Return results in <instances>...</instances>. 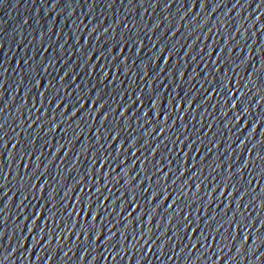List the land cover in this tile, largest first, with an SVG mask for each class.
<instances>
[{
    "label": "water",
    "instance_id": "1",
    "mask_svg": "<svg viewBox=\"0 0 264 264\" xmlns=\"http://www.w3.org/2000/svg\"><path fill=\"white\" fill-rule=\"evenodd\" d=\"M246 3L207 0L203 9L200 0L0 2V123L5 125L0 136L7 133L8 141L6 149L0 146V184L6 185L0 188V264H264V161L257 158L264 155V5ZM122 37L142 40L139 52L117 48ZM179 71L184 75L172 76ZM149 95L157 115L153 119L150 111L152 123L145 124L140 116L151 108ZM136 96L143 103L136 101L122 118L120 111ZM76 107L80 113L69 120ZM53 116L60 127L49 130ZM111 128L120 132L115 141L107 135ZM129 136L131 149L124 147ZM144 139L148 145L141 147ZM244 161L252 163L243 179L239 174L229 179ZM157 164L163 171L148 181L140 168L151 175ZM220 164L232 169L225 172ZM102 175L110 181L104 189L108 199L101 197L96 227L102 235L93 243L94 236L86 240L87 233H81L82 217L69 219L60 204L79 212L84 185L77 181L98 184ZM126 181L139 185L137 205L128 203ZM230 184L241 191L225 187ZM153 187L167 188L157 208L160 197L151 195ZM245 188L248 194L239 199ZM173 198L178 204L165 211ZM93 201L100 202L93 196L83 205L85 219L88 211L98 214ZM141 212L145 215L136 222ZM141 233L152 240L144 244Z\"/></svg>",
    "mask_w": 264,
    "mask_h": 264
},
{
    "label": "snow or ice",
    "instance_id": "2",
    "mask_svg": "<svg viewBox=\"0 0 264 264\" xmlns=\"http://www.w3.org/2000/svg\"><path fill=\"white\" fill-rule=\"evenodd\" d=\"M0 2H2V0H0ZM237 2L239 3V0H237ZM250 3H251V0H248V3H246L245 5L248 6V4H250ZM260 4H261V5H264V0H260ZM171 6H172L171 3H166V4H165V7H166V8H170ZM195 6H196V4H195ZM206 6H207V0H200L199 7L204 9ZM220 6H221V5L217 4V7H220ZM53 7H55V4L53 5ZM234 7H235V5H234ZM257 19H259V18H257ZM157 26H158V25H157ZM261 30L264 31V28H262ZM237 31H239V29H237ZM108 32H109V30H108L107 28H105L103 33L107 36ZM173 35H175V32L173 33ZM112 39L115 40V37L113 36ZM177 43H178V42H177ZM141 44H143V41H142V40H135V41H133V40L131 39V37H129V39L125 40V39H123V37H122L120 40H117V41H116L115 46H116L117 48H120L121 45H123L124 48H125V47H136V48H137V53H138V52H139V48H138L137 46H138V45H141ZM173 46H174V45H173ZM164 51H165L164 48H163V49H160V50H159V55L156 56V54H155L154 56H156L157 59H160V56H162V55L164 54ZM223 51H224V49H221V52H223ZM200 52H203V49H201ZM170 54H171V53H170ZM199 54H200V53L198 52L197 55H199ZM211 54H212L211 52L208 53L209 56H211ZM195 58H196L195 56L192 57L193 60H195ZM115 59H116V60L119 59L120 63H122V61H121V59H120L119 56L115 57ZM133 63H135L134 60H133ZM224 63H225V62H224ZM244 63H246V61H244ZM32 71H33V72H36V69H32ZM163 71H164V70H163ZM213 71H214V72H215V71H220V72H221V67H214ZM43 72H47V68H44V69H43ZM221 74H222L224 77H227V73H226V72L221 73ZM65 75H67V73H65ZM174 75L183 76L184 73H182V72L179 71L178 73H176V72L172 73V76H174ZM34 78H35V77H34ZM61 78H63V77H61ZM217 80H218V84H219V85H223V80H220L219 78H217ZM229 83H230V80H229ZM209 85H210L209 87H211V82H209ZM201 86L203 87V85H201ZM213 90L215 91V88H213ZM29 91H31V89H29ZM57 94H58V92H57ZM40 95L43 96V93H40ZM241 95H243V94H241ZM231 96H232L231 89L228 88V99H231ZM54 98H55V97H54ZM89 99H91V98L89 97ZM136 101H139L140 104L143 103V101L140 100V97H139V96H136L135 101H132V105L127 106V108L124 106V107L122 108V110L120 111V116H121L122 118L125 116V111H129V110L133 107V104L136 103ZM148 101H149V103H150V105H151L150 110H149L148 112H146V113H141V116H140V119H142V120L144 121L145 124H151V123H152V120L149 119V112H150V111H151V113H152V118H153V119H156V115H157L154 111H152V109L156 107V100L153 99L151 95H149V96H148ZM225 102H227V101H225ZM50 103H51V101H50ZM60 103H62V100L60 101ZM60 103H57V104H56V107H60ZM76 103L79 104V100H77ZM96 104H99V108H102V107H103V105L100 103V101H96ZM33 107H35V104H33ZM75 109H76V111H72V112H71V115L68 117L69 120H71V119L77 117L78 113H80V110H79L78 107H76ZM231 109H232V110H236V109H237V103H233V104L231 105ZM176 110L179 111L178 106H177ZM3 111H4V109H3V108H0V113H2ZM137 111H139V109H137L136 111H133V112H132V116H136ZM61 115H63V113H61ZM164 115H165V113H163V112L161 111L160 116H164ZM223 115H227V113H223ZM243 115H245V116H248V115H249V112H248V109H247V108H244ZM93 118H94V117H93ZM80 119H83V116H81ZM168 119H169V116H168ZM106 120H107V115H105V116L103 117V119H102V121H101V127H103V125L105 124L104 121H106ZM157 120H158V119H157ZM237 122H239V120H237ZM62 123H63V121H62ZM124 123H125V126H126L125 129H127V128L129 127L128 121L125 120ZM160 124H161V121H160ZM49 125H50V126H49V130H52V129H54V128H59V127H60V125L57 124V123L55 122V117H54V116L51 118V121L49 122ZM4 126H5V125H4L3 123H0V129H3ZM167 126H168V127H171V125H167ZM29 127H31V125H29ZM41 127H42V125H41ZM160 130H161V132H163V131H164V128L161 127ZM98 131H99V130H98ZM155 131H156V127H153V128L151 129V132H155ZM253 131H255V127L253 128ZM150 134H151V133H144V137H147V136L150 135ZM107 135H110L114 141L117 140L118 138H120V132L117 131V130L114 129V128H111V129L108 131ZM250 135H251V134H250ZM262 135H264V133H262ZM5 136H7V133H5V135L0 136V142H2V143H0V146L4 147V148L6 149L7 146H8V141L5 140ZM131 138H132V136H129L128 138H124V147H125V145H127V146H128V149H131V147L129 146V139H131ZM105 139H107V136H105ZM179 139H180V138L177 137V140H179ZM233 142H234V141H233ZM33 143H34V142H33ZM96 143H99V139H97ZM173 143H175V142H173ZM193 143H195V142L193 141ZM241 143L243 144V142H241ZM138 144H140V141L137 142V144H136V150H137V151H140V147H137ZM181 144H183V141H180V145H181ZM147 145H148V141H147L146 139H144V142H143V144H141V147H146ZM109 146H111V145L109 144ZM189 146H190V145H188V147H189ZM15 147H16V144H13V148H15ZM124 147H123V148H124ZM159 147H160V144H157V145L155 146V148L152 149V151H151L150 154L155 153L156 150H157ZM253 147H255V145H254ZM116 150H117V149H116ZM0 155H2V153H0ZM28 155H29V157H30V154H28ZM132 155L135 156V155H136V152H132ZM30 158H31V157H30ZM103 158H104V156H100V157H99V164H100V161H101ZM257 158H258L259 160H261V161H264V155H260V154H258V155H257ZM93 159H94L95 161H97V156H96V155H93ZM145 159H147V158H145ZM120 163H121V164H125V161H124V160H121ZM133 163H135V161H134ZM249 163H252V161H251V162H249V161H244L243 164H241L240 167L237 168L235 172H229V170L232 169V165H231V164H228L227 167H225L224 164H220L219 167H221L225 172H229V177H228L229 179H231L232 176L237 175V174H239V175H240V178L243 179V172H244L245 169H248V168H249ZM140 164L143 165V164H144V161H141ZM37 167H38V166H37ZM93 167H95V165H94ZM101 167H102V165H101ZM125 168H126V167H125ZM133 168H134V167H133ZM169 170L171 171V169H169ZM162 171H163V170L159 167L158 164L156 165V171H155L154 173H152L151 175H149V174L147 173L146 169H144L143 167L140 168V173H141V172H144L145 179H147L148 181H151V180H152V175H155V176H156V175H157V172H162ZM202 171H203V169H201V172H202ZM213 171H215V169H213ZM124 172H125V169H124ZM33 175H35V173H34ZM95 176H96V173H93V179H95ZM4 179L6 180V179H7V176H5ZM158 181H159V179H157V181H156L157 184H158ZM109 182H110V181L108 180L107 176H104V175L101 176V182L98 183V184H97V183H91V181H89V180H88L87 182H85V179H84L83 183H81V181H77V183H76L77 186H79V185H81V184L84 185V187H80V189H79V193H83V194H84V198H82V199L80 200V203H81L82 207H81V210H80L79 212L76 211L75 207L72 208L71 211H70L69 208H68V206H66L63 202H61V204H60V210H61L62 212H64V213L69 217V219H71V218L73 217V214H75L76 216H81V217H82V219L84 220V224H83V226L81 227V233H82V234H83V233H87V236L85 237L86 240L88 239V237H90V236H94L93 243H94L95 241L101 239L102 229H97V227H96V222H97L98 218H100V215H101V213L99 212V209H101V208L104 207V204H103V202H102V200H101V197H103V200H107V199H108V196H105V195H104V189H106V188L108 187V183H109ZM140 183L143 184V181H140ZM89 184H91V187H89V190L87 191V193H85V185H89ZM248 184H249V185L251 184V180L248 181ZM125 185L130 186V188H128V187L125 188V190H127V195H128V197H129L128 203H129V204H132V205H137V204H136V195H135V192H136V189H137V187H138L139 185H137V187H131V181H126V182H125ZM125 185H124V186H125ZM182 185H183V184H182ZM5 186H6V185H4V184H0V188H4ZM77 186H76V187H77ZM225 187H231L232 189H235L236 193H238V192L241 191V188L237 187L236 184L225 185ZM23 188H24V185L22 186V189H23ZM93 188L95 189V191H92ZM217 188H219V186H217ZM128 189H130V190H128ZM148 189H149V186H148L147 188H145L143 192H140V193H141L142 195H143V194H146V193L148 192ZM41 190H42V189H41ZM68 190H71V191H73V193H74L75 190H76V188H75V189H67V190L65 191V193H64V196H65V197H68ZM53 191H54V190H53ZM164 192H167V188H164L162 191H158V190H156L155 187H153V191H152L151 195H155V198H156V199H157V197H160V199H159V203L156 205V208L159 207V204H160V202H161V200H162V197L164 196ZM181 192H183V188H182V187H181ZM96 193H99V195H96ZM221 194H223V193H221ZM229 194H230V193H229ZM247 194H248V189L245 188V189L243 190V193H242L241 195H239V199H242V198H243V195H247ZM4 195L7 196V192H4ZM169 195H170V194H169ZM93 196H96L97 201H100L99 203H95V202L93 201V204L95 203V207H94L92 210L97 211L98 214L94 216V215L92 214V211H88V213H87V219H85V216L82 215V213L84 212L83 205L85 204V201H86V200H92V197H93ZM143 196H144V195H143ZM24 199H27V197L25 196ZM53 199H54V196H52L51 193H49V195H48V199H47V203H51V201H52ZM236 200H237V199H236ZM149 202H150V201H149ZM174 204L177 205L178 203H175V199L173 198V202H171L170 204L167 205V208L165 209V211H168L169 209H172V207H173ZM5 206H6V205H5ZM55 206H56V205H53V207H55ZM89 207L92 208V205H89ZM260 207H264V199H261ZM121 209H122V211H123V209H124L123 205L121 206ZM132 209H133V208H132ZM181 211H183V209H181ZM141 213H142V214H141ZM141 213H139V214L136 216V218H135V219H136V222H139V221L144 217L145 213H144V212H141ZM177 214H179V213H177ZM54 215H55V214L52 213V216H54ZM131 215H132V212H129V213H128V216H131ZM153 217H154V211H153L152 215H149V216H148V220H147L148 224H149V223H152V219H153ZM172 218L175 219V217H172ZM89 219H90V221H91V224H89V222H88ZM124 219H127V216H125ZM185 219H187V217H185ZM212 219H214V217H212ZM234 221H235V214H234L233 219L229 221V224H230V225L233 224ZM131 222H132V221H131ZM171 222H172V220L170 219V220H169V223L171 224ZM243 222H244V221H241V220H240V224H243ZM76 223H79V221H77ZM76 223H73V225H72L73 228L76 227ZM100 223H101V225H103V220H100ZM132 224H133V222H132ZM261 225H264V221H261ZM239 226H240L239 224L236 225V227H239ZM125 228H127V224L125 225ZM32 230H34V228H33ZM149 230H150V229H149ZM184 230H186V229H184ZM111 231H112V230L109 228V229H108V232L111 233ZM144 236H145V233H141V239L144 240V244H148L149 240H152V239H151V238L144 239ZM111 237H112V235H108V236L104 239V243H105V244H109V243H107V242L110 240ZM203 239H206V238L203 237ZM133 240H135V235H133ZM245 240H247V236H245ZM153 243H155V241H153ZM132 247H135V244H133ZM148 251H149V252L151 251V248H150V247H149ZM238 251H239V249H238ZM113 258H115V257H113Z\"/></svg>",
    "mask_w": 264,
    "mask_h": 264
},
{
    "label": "clouds",
    "instance_id": "3",
    "mask_svg": "<svg viewBox=\"0 0 264 264\" xmlns=\"http://www.w3.org/2000/svg\"><path fill=\"white\" fill-rule=\"evenodd\" d=\"M5 260H7V257H5Z\"/></svg>",
    "mask_w": 264,
    "mask_h": 264
}]
</instances>
